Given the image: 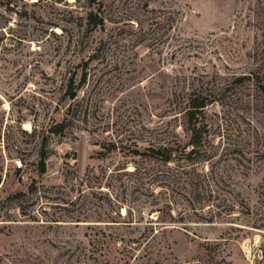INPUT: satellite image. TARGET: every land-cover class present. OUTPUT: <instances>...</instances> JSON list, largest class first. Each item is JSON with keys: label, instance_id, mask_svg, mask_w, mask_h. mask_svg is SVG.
<instances>
[{"label": "rangeland", "instance_id": "374dc122", "mask_svg": "<svg viewBox=\"0 0 264 264\" xmlns=\"http://www.w3.org/2000/svg\"><path fill=\"white\" fill-rule=\"evenodd\" d=\"M85 2L0 0V264H264V230L251 226L264 219V0H102L104 26L88 31L65 21ZM73 68L76 83L82 69L86 79L69 100ZM191 93L211 101L202 113L206 160L193 170L134 155L171 136L189 140L178 107ZM69 103L74 120L49 138L46 171L28 162L17 172L16 155L33 161L39 149L21 129L41 132ZM112 143L117 150L106 152ZM134 165L162 177L139 185L103 176ZM197 172L210 184L223 176L217 199L201 208L189 193ZM20 190L25 196L7 198ZM227 191H240L242 205L218 215ZM113 197L139 208L132 226L114 213L118 222L103 221L98 206ZM169 211L176 222L159 231L162 246L148 263H125L119 244L90 242L102 231L128 238L147 225L159 230Z\"/></svg>", "mask_w": 264, "mask_h": 264}, {"label": "trees", "instance_id": "16d2710c", "mask_svg": "<svg viewBox=\"0 0 264 264\" xmlns=\"http://www.w3.org/2000/svg\"><path fill=\"white\" fill-rule=\"evenodd\" d=\"M38 1V0H37ZM78 1V0H75ZM85 6L83 8L84 13L82 14H75L73 11L68 10L67 14L68 18L65 19L67 23L70 21H75L74 24L79 26V29L85 28V31L95 29L97 27H103L105 23V17L102 13L101 4L102 0H85ZM9 3V2H8ZM66 4V3H65ZM67 15H64L66 17ZM53 26H57L55 23H51ZM61 30L64 31V27L61 26ZM84 39L83 34L78 36V39L76 41V48L81 47L83 45ZM86 64V61L84 65ZM78 64L75 66L77 67ZM71 72V73H70ZM76 69L73 68L72 71H69V76L65 79V96L69 100L76 99L77 91L82 86V84L85 82L86 79V72L85 69H82L81 76L79 80L76 83V80L74 79ZM259 90L264 94V85L261 84L259 86ZM210 99H207L201 94H190L186 97L185 103L179 105V113L183 115L184 117V126L188 133L189 140L181 145L179 142L175 141V137L171 136L167 139H164L162 141L157 142L156 144L149 145L145 148L144 151H139L138 149H133L131 152L134 155L139 156L141 159L148 160L157 164H169L172 162H178L183 165L188 166L189 168L195 169V167L200 163V161L206 160V149H204L205 141L204 136L208 133L207 126L203 122L202 116H203V110L206 108V106L210 103ZM72 103H69L64 116L62 120L57 121L56 123H53L48 128L41 130V132H38L37 127H33L30 131H26L24 129H21L25 134H27L30 137L37 138L39 149L35 153V158L33 161H26V157L23 153H18L16 155V158L19 160V164L15 166V170L17 172L22 171L23 167L27 165L28 162L34 166V169L38 173H43L46 171V161L49 157V152L47 151V143L51 136L53 135H64L67 127L70 125V122L74 120L73 113L70 112ZM181 147L182 149H179ZM117 146H115V143H112L110 147L106 148V152H112L116 151ZM100 154L105 155V151H100ZM198 160V161H197ZM178 167H181V165L178 164ZM196 171V170H195ZM106 172V171H105ZM111 174H116L117 176L120 175H129L131 177H134L135 181L139 183V185L144 184L146 181L147 183L150 182L151 184H156V180L158 177H162L161 170L157 169H144L141 173L139 166L134 165L133 169L129 170L126 169V166L123 167H113L111 170H108V173L106 172L103 174V176H107V179L111 176ZM192 183L190 184V197L193 200L196 196V200H199L200 208L203 205L204 202H208L211 197H214L217 199V195L219 194V190L221 188L218 186V182H221L223 179V176H220L218 179L216 178V175H212L213 184H210L209 182H205L206 174H201L199 172L195 173L193 175ZM86 178L89 180L92 178L89 175H86ZM99 179V177H96ZM167 178H172L168 176ZM208 179V177H207ZM89 182V181H88ZM97 183V180H96ZM108 185V183H107ZM223 191V190H222ZM240 193V191H235V193L231 191L225 192V195H229L231 198L227 199L226 197L222 198L223 205L222 209H217L218 215H229L233 212V210L236 207H239V205H242L238 201H236L235 196ZM150 194H153V192H150ZM201 195V196H200ZM224 195V196H225ZM25 196L24 191H17L12 193L11 195H8L7 198H20ZM108 204L105 207H100V213L105 214L107 216L104 217L103 221H110L115 222L117 220H114V217L109 216L111 213H114L118 216V218H121L124 225L132 226L133 221V211H139V208H133L131 205L127 204L124 205V202L122 200H119L118 198H109ZM203 202V203H202ZM208 209L215 206L218 208L219 205H214L213 203L207 204ZM224 206V207H223ZM121 207L125 208V212L122 214L120 212ZM193 208H199V207H191ZM204 208V207H203ZM249 209H247L248 212ZM22 215H25V211H21ZM251 213V212H249ZM168 216L162 217V224L161 229L155 230L153 224L147 225L142 232L139 233L138 236H132L125 238V235L123 233H117L116 235H112L111 233H105L104 231L99 233H93L91 243L93 246L98 247L100 250L110 247L111 245L119 244L122 247L123 252V258L125 263H129L131 260L141 259V257L145 258L144 262L148 263L150 260H152V255L156 251L157 247H161L162 244L159 243L157 240L158 233L162 229H167L169 226L174 225L171 222H176V219L171 214V211L167 212ZM33 216L32 214L28 215L27 217ZM210 219H208L209 221ZM117 221V222H118ZM138 221V220H137ZM252 227L258 229V230H264V219H254L251 221ZM122 224V225H123ZM137 224V222H136ZM131 233V232H129ZM262 237H264V231L262 232ZM161 244V245H160ZM97 249V248H96ZM104 255V253H101ZM89 258H96L92 255L87 256V259Z\"/></svg>", "mask_w": 264, "mask_h": 264}]
</instances>
